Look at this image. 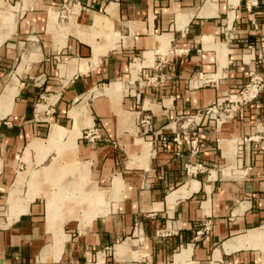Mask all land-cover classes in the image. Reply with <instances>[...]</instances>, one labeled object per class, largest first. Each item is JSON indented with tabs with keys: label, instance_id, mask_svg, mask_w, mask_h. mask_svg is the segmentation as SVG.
I'll return each mask as SVG.
<instances>
[{
	"label": "crops",
	"instance_id": "obj_1",
	"mask_svg": "<svg viewBox=\"0 0 264 264\" xmlns=\"http://www.w3.org/2000/svg\"><path fill=\"white\" fill-rule=\"evenodd\" d=\"M64 1L0 0V264H264V88L203 116L264 78V0Z\"/></svg>",
	"mask_w": 264,
	"mask_h": 264
},
{
	"label": "built area",
	"instance_id": "obj_2",
	"mask_svg": "<svg viewBox=\"0 0 264 264\" xmlns=\"http://www.w3.org/2000/svg\"><path fill=\"white\" fill-rule=\"evenodd\" d=\"M255 1L256 0H249L251 4L255 3ZM70 4L71 3L68 2V5ZM74 4L71 7H68V5L64 4L65 10H63V12H66V14H63L61 16L65 17L70 14H74L75 13ZM196 82L197 80H195L193 83ZM263 88H264L263 76L261 74L255 73L250 77L249 81L244 84V86L241 88V90L238 93L229 95L226 97L224 101L217 102L209 106L203 112V116L212 120L216 124H219L225 118L230 116L232 111L235 110L237 106L246 104L249 101L255 99L258 96V94L263 90ZM147 122H148V118L145 117L143 119V124H146ZM96 135H97L96 132L92 134V136H96ZM193 142L195 143V145L193 146L192 149L193 152L196 153L198 150V142L196 139ZM197 166L202 167L201 164H198Z\"/></svg>",
	"mask_w": 264,
	"mask_h": 264
},
{
	"label": "bare ground",
	"instance_id": "obj_3",
	"mask_svg": "<svg viewBox=\"0 0 264 264\" xmlns=\"http://www.w3.org/2000/svg\"><path fill=\"white\" fill-rule=\"evenodd\" d=\"M76 13V11H75ZM74 13V14H75ZM74 14H70L68 15L69 17L74 15ZM13 96H14V87L12 84L8 85L5 87V89L3 90V92L1 93L0 95V105L1 107L4 108V113L6 111V108L9 106V104L12 102V99H13ZM50 134V137L52 138H58L59 135H61V132L57 130V128L55 127H52L51 129V133ZM74 138L72 136H69L68 137V142L72 144ZM30 147L31 148H34V149H37L39 147V144L36 143V142H32L30 144ZM17 199H11V204H14L16 202Z\"/></svg>",
	"mask_w": 264,
	"mask_h": 264
},
{
	"label": "rangeland",
	"instance_id": "obj_4",
	"mask_svg": "<svg viewBox=\"0 0 264 264\" xmlns=\"http://www.w3.org/2000/svg\"><path fill=\"white\" fill-rule=\"evenodd\" d=\"M68 0H66V1H64L63 2V4H62V6H61V8H60V14L61 15H63V14H66V12H63V10H65V6H64V4H66V5H68ZM72 6V3L70 4V5H68V7H71ZM60 15V16H61ZM62 19V18H61ZM38 148H40V145H39V147ZM37 148V149H38ZM61 149H63V147L61 146V147H59V146H57L56 148H55V150H61ZM0 212H1V210H0Z\"/></svg>",
	"mask_w": 264,
	"mask_h": 264
}]
</instances>
